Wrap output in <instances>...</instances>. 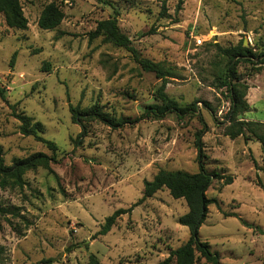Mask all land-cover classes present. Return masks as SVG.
Masks as SVG:
<instances>
[{"label":"rangeland","instance_id":"1","mask_svg":"<svg viewBox=\"0 0 264 264\" xmlns=\"http://www.w3.org/2000/svg\"><path fill=\"white\" fill-rule=\"evenodd\" d=\"M106 1L113 5L21 0L25 30L9 28L0 13V85L7 91V102L0 98V156L6 164L37 152L53 157L49 168L25 175L23 189H0V264H92V257L100 264H164L189 238V229L178 222L187 204L167 189L121 215L107 234L99 232L108 216L142 198L144 181L160 169L199 171L195 138L202 121L208 132L214 128L225 135L230 96L218 76L228 59L216 45L230 48L243 41L262 52L264 0ZM51 2L64 19L57 29L42 30L37 22ZM114 8L139 55L172 68L166 93L181 106L196 102L202 119L141 118L157 102L162 80L144 71L127 49L89 40L100 21L115 15ZM235 69L249 86L252 112L264 119V64L241 62ZM95 103L128 122L111 128L93 121L84 132L72 122L69 105ZM12 106L44 125L42 136L56 144L55 152L20 132ZM250 148L252 158L238 168V155L233 159L225 152L220 162L205 151L208 171L234 177L230 185L214 181L207 195L219 206H209L199 230L221 264H264V154L257 141ZM229 213L252 228L226 217Z\"/></svg>","mask_w":264,"mask_h":264},{"label":"trees","instance_id":"2","mask_svg":"<svg viewBox=\"0 0 264 264\" xmlns=\"http://www.w3.org/2000/svg\"><path fill=\"white\" fill-rule=\"evenodd\" d=\"M106 4L113 5L106 0H99ZM114 7V6H112ZM115 10V8H114ZM0 13L4 15L6 25L9 28L25 30L28 27V20L23 13L21 0H0ZM118 12L105 20L100 21L95 30L89 33V40L92 42L97 38H102L105 43H112L117 47L127 49L136 59L141 68L162 80V84L156 90V103L149 105L141 118L159 120L165 118L169 114H175L180 120L185 118L198 116L201 113L196 102L181 106L166 93V84L168 77H174L171 67H166L163 63L154 62L152 60L142 58L138 51L132 46L131 39L124 34L118 25ZM64 19V13L60 6L51 2L44 6L38 19V27L42 30H54L59 27ZM222 56L228 59V64L221 71L218 79L221 80L220 87H226L230 96V107L227 114L228 125L226 126L225 135L231 139L242 137L247 143L248 141H257L261 144L264 154V122L251 121L242 118L247 112L251 111V106L247 100V91L249 86L241 82L236 66L241 62L258 61L264 64V50L256 53L252 48L244 46L243 41L230 48H223L216 45ZM17 52H14L11 58V64L15 63ZM7 91L0 85V98L7 102ZM205 107L213 114L214 110L207 102ZM13 115L20 122V132L24 136H31L36 141L45 144L49 150L55 152L57 146L54 142L45 139L44 125L35 121L31 116L24 112L17 113L15 106H12ZM71 120L73 123L81 125L83 131L86 132V123L99 121L111 128L123 126L128 121L111 116L103 111L98 103L89 107L81 108L79 105H69ZM203 128L196 133L195 147L197 150V162L199 171L190 173L183 170H167L160 169L152 180L144 181L143 196L133 206L128 209H118L112 215L108 216L103 224L99 234H107L115 225L116 220L123 214L131 212L134 207L138 206L147 198L154 196L155 193L163 189H167L174 199H184L188 211L179 217L178 222L189 229L190 235L185 243L175 250H172L169 258L164 264H195L197 259H204L209 264H221L219 254L213 252L210 244L200 238L199 230L205 222L209 206L219 201L216 198H210L207 193L214 181L222 180L224 185H230L234 181L232 175H224L214 171H208L205 167V153L202 136L207 132V125L203 122ZM53 157L42 152L33 153L24 158H14L10 164H6L4 158L0 156V189H23L26 185L25 175L38 167H50ZM226 217H237L242 225L252 228L249 222L244 220L237 213L225 214ZM49 261L38 262L35 264H43ZM92 264H100L94 258H91Z\"/></svg>","mask_w":264,"mask_h":264},{"label":"crops","instance_id":"3","mask_svg":"<svg viewBox=\"0 0 264 264\" xmlns=\"http://www.w3.org/2000/svg\"><path fill=\"white\" fill-rule=\"evenodd\" d=\"M250 106H251V111L246 113L245 115L246 120L264 122V119L262 118L260 119L256 117V115H254L255 113L252 112L255 110V106L252 104H250ZM211 129H212L211 132L207 131L208 132L207 136H202L204 137L202 139V142L204 144L205 151L206 152L208 151L209 153L211 152L213 153L214 160L224 162L225 158L223 154L225 152L227 153L229 158H233V159H235L236 158L235 156L238 155L240 160L236 162L234 165L238 168L241 165H246L245 161L248 157L250 159L252 158L251 157L252 150L250 148V145L255 141H248L246 143L242 137L231 139L226 135H222L221 133H218L216 129L214 128ZM242 141H244V144L242 143ZM242 160H244L243 163L241 162ZM227 169L229 170V168Z\"/></svg>","mask_w":264,"mask_h":264},{"label":"built area","instance_id":"4","mask_svg":"<svg viewBox=\"0 0 264 264\" xmlns=\"http://www.w3.org/2000/svg\"><path fill=\"white\" fill-rule=\"evenodd\" d=\"M201 42H202L201 39H196L197 44H201Z\"/></svg>","mask_w":264,"mask_h":264}]
</instances>
